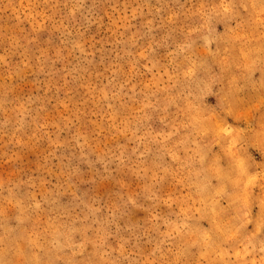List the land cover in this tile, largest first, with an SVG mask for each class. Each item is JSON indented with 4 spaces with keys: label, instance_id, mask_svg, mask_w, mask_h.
Wrapping results in <instances>:
<instances>
[{
    "label": "rangeland",
    "instance_id": "obj_1",
    "mask_svg": "<svg viewBox=\"0 0 264 264\" xmlns=\"http://www.w3.org/2000/svg\"><path fill=\"white\" fill-rule=\"evenodd\" d=\"M0 264H264V0H0Z\"/></svg>",
    "mask_w": 264,
    "mask_h": 264
}]
</instances>
